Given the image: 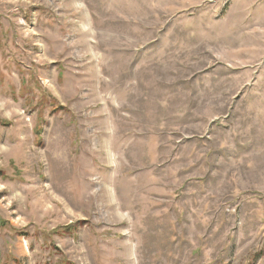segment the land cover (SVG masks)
I'll use <instances>...</instances> for the list:
<instances>
[{"label": "rangeland", "instance_id": "obj_1", "mask_svg": "<svg viewBox=\"0 0 264 264\" xmlns=\"http://www.w3.org/2000/svg\"><path fill=\"white\" fill-rule=\"evenodd\" d=\"M0 264H264V0H0Z\"/></svg>", "mask_w": 264, "mask_h": 264}]
</instances>
